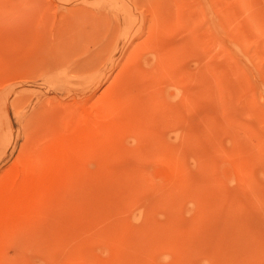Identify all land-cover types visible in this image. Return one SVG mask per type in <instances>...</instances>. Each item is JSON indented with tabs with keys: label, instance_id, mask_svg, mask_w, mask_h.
<instances>
[{
	"label": "rangeland",
	"instance_id": "obj_1",
	"mask_svg": "<svg viewBox=\"0 0 264 264\" xmlns=\"http://www.w3.org/2000/svg\"><path fill=\"white\" fill-rule=\"evenodd\" d=\"M0 264H264V0H0Z\"/></svg>",
	"mask_w": 264,
	"mask_h": 264
}]
</instances>
